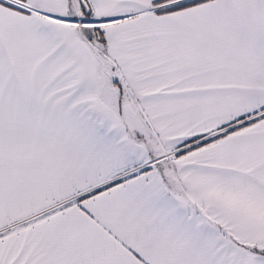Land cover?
<instances>
[{
    "label": "snow or ice",
    "instance_id": "snow-or-ice-1",
    "mask_svg": "<svg viewBox=\"0 0 264 264\" xmlns=\"http://www.w3.org/2000/svg\"><path fill=\"white\" fill-rule=\"evenodd\" d=\"M0 264H264V0H0Z\"/></svg>",
    "mask_w": 264,
    "mask_h": 264
}]
</instances>
